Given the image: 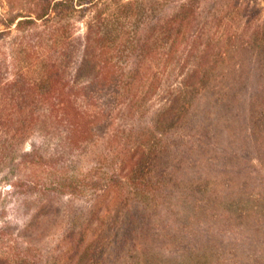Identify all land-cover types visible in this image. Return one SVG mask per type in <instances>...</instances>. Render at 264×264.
<instances>
[{
    "label": "trees",
    "instance_id": "1",
    "mask_svg": "<svg viewBox=\"0 0 264 264\" xmlns=\"http://www.w3.org/2000/svg\"><path fill=\"white\" fill-rule=\"evenodd\" d=\"M3 1L0 33H10L12 24L15 31L0 47V164L15 168L8 181L12 194L31 196L36 208L53 197H84L91 213H113L122 225L112 250L105 249L103 233L86 241L81 229L69 233L66 247H85L76 264H174L175 257L178 264H264V16L245 24L256 15L251 0ZM73 14L88 16L80 37L72 35ZM209 23L219 36L209 34ZM191 39L199 47L182 84L184 96L215 89L225 110L242 102L232 86L240 87L242 78L238 56H250L254 65L257 85L251 84L248 101L258 163L239 153L224 155L221 187L231 215L211 209L216 192L191 195L199 187L170 185L157 166L165 147L161 130L190 102L183 97L155 119H144L147 110L139 103L159 89L161 73ZM115 113L123 120L116 121ZM204 230L220 232L212 246ZM157 241L165 253L156 252ZM49 263L0 256V264Z\"/></svg>",
    "mask_w": 264,
    "mask_h": 264
},
{
    "label": "rangeland",
    "instance_id": "2",
    "mask_svg": "<svg viewBox=\"0 0 264 264\" xmlns=\"http://www.w3.org/2000/svg\"><path fill=\"white\" fill-rule=\"evenodd\" d=\"M172 5L173 3H170L165 8L170 10ZM248 7L250 11L256 12V15L253 16L250 13V18L245 24L253 25L256 21L255 18L258 17L260 20L264 16V7L261 0H251L248 2ZM6 10L5 1L0 0V14H5ZM246 13H249V10ZM201 14V22L206 21L205 12ZM87 19L88 16L78 19L75 14L69 18V21L74 23L72 35L80 37L83 34L84 22ZM224 19L220 21V25ZM234 22L228 20L227 23ZM243 23L244 21L239 25L242 26ZM207 28L209 34L210 31L215 32V36L221 34L220 31L214 30L211 23ZM4 30V26L0 24V31ZM2 32L0 33V47L4 49L6 44L3 42L7 43L11 35L15 33L13 24L10 26V33L3 34ZM184 45L180 47V52H176L171 66L165 69V73L161 71L159 89L147 95L146 99L140 100L139 103L142 108L147 110L144 119L151 115L155 119L154 116H157L161 109L164 112L174 109L183 97L190 102L185 112L183 111L171 124L166 125L164 131L161 130L160 143L165 147L157 155V166H160L164 171V178L170 185H196L199 187L201 191L191 192V195L196 196L204 189L210 193L216 192L217 197L210 199L211 202L216 203L212 205L211 209L217 213L223 211L231 215L233 212L231 211L232 205L228 203L229 196L222 194L224 192L221 187L227 179L223 173L228 168L224 157L230 153H239L242 155L241 157L246 158V161L249 159L255 165L258 163L254 158L256 148L251 133L250 102L248 101L251 84L257 85L253 76L254 65L250 61V56H238V60L242 63V78L238 82L240 87L236 83L232 86H234L235 93V87L240 91L236 96L241 94L242 102L231 103L225 110H222L218 101L215 100L213 92L215 89H205L191 98L184 96L182 84H185L188 73L194 70L195 58L193 56L199 47L194 39L188 40ZM255 71L257 73L259 69ZM114 116L116 121L122 119L121 114L115 113ZM28 142L29 139L19 148L27 149ZM236 163V166L244 167L242 161H236ZM225 166H227L226 169H224ZM14 174L15 168L11 162L0 164V256L2 258L10 262L28 258L50 262L49 264H76L84 251V243H81L75 251L66 246L70 243L67 235L77 229H81V233L84 235L83 241H86L92 234L103 233L105 249H114L116 230L117 227L120 229L122 225L119 226L120 221H117L118 217L113 213L106 215L101 209L99 212L94 210L91 213V210L88 209L90 201L84 197L79 199H69L68 196L53 197L47 202L38 204L39 206L37 205L36 208L37 202L31 196L12 194V187L8 181ZM233 178L235 179V176ZM227 183L229 182L227 181ZM259 186L264 187V183L260 182ZM232 187H234V183ZM232 187L226 189L227 193H232ZM261 204L264 206V198ZM184 213L183 215L186 216L189 211L186 209ZM215 224L213 221L210 223L214 231L213 234L215 233ZM204 231L208 235L207 239L211 238L212 246L214 237H217L220 232L214 236L209 230ZM155 243L158 245L155 247L156 252L165 253L162 251L160 243L158 241ZM98 250L97 248L95 252ZM105 252L107 253V251ZM174 260V264L179 263L176 257Z\"/></svg>",
    "mask_w": 264,
    "mask_h": 264
}]
</instances>
